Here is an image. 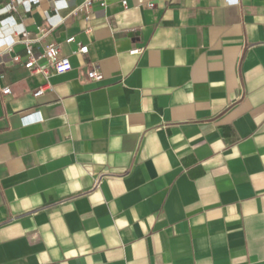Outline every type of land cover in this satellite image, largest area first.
I'll use <instances>...</instances> for the list:
<instances>
[{"label": "crops", "instance_id": "obj_1", "mask_svg": "<svg viewBox=\"0 0 264 264\" xmlns=\"http://www.w3.org/2000/svg\"><path fill=\"white\" fill-rule=\"evenodd\" d=\"M85 1L0 0V264H264V0Z\"/></svg>", "mask_w": 264, "mask_h": 264}, {"label": "built area", "instance_id": "obj_2", "mask_svg": "<svg viewBox=\"0 0 264 264\" xmlns=\"http://www.w3.org/2000/svg\"><path fill=\"white\" fill-rule=\"evenodd\" d=\"M94 1L99 2L101 6H105V0H86L84 3V6H89L91 5ZM122 4L126 6V1L123 0ZM151 6L153 4H150ZM80 10V7H77L75 11ZM67 42H72L74 41V37H69L66 40ZM25 51H26V57L22 61V64L25 68H27L29 71H38L40 72L43 77H44V83L39 86L35 91L33 92L34 96H38L42 94L45 89L47 88L48 82H47V77L50 73H64L68 70L71 69L72 64L70 61V58L67 55H63L60 53V50L58 46L55 43H48L45 45L43 51L39 54H35L33 51L32 43L31 40L25 39ZM88 51V46L87 45H79V48L76 53H86ZM140 51V48H133L130 53H137ZM44 58L47 59L48 65L47 66H42L39 64V59ZM14 61L16 62H21V57L18 55L14 56ZM87 78L94 80V81H99L102 79L103 75L101 72L97 71L96 69H91L88 70L87 73ZM2 92L4 94L10 93V88L9 87H4L2 89Z\"/></svg>", "mask_w": 264, "mask_h": 264}]
</instances>
